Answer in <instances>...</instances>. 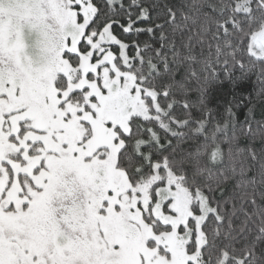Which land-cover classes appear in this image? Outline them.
Listing matches in <instances>:
<instances>
[{"label":"snow or ice","instance_id":"1","mask_svg":"<svg viewBox=\"0 0 264 264\" xmlns=\"http://www.w3.org/2000/svg\"><path fill=\"white\" fill-rule=\"evenodd\" d=\"M251 75L264 0H0V264H264Z\"/></svg>","mask_w":264,"mask_h":264},{"label":"trees","instance_id":"2","mask_svg":"<svg viewBox=\"0 0 264 264\" xmlns=\"http://www.w3.org/2000/svg\"><path fill=\"white\" fill-rule=\"evenodd\" d=\"M237 75H239V73H237ZM256 79L257 78L255 75H251L250 78L244 82L242 88L237 90L238 93L240 92L243 93L244 105L238 108L234 107L233 111L236 113L237 118L240 120H243L244 114H246L247 111L246 106L249 104V97H251L252 102L256 105L254 109V115L256 119H260L261 113L264 112V104H262V102L256 97V92L259 89V85L256 83ZM231 95L232 93L229 92V98H231ZM220 99H221L220 97H218L215 93H213L212 96L210 97L208 107L213 109V114L215 116V119L222 122L224 119L227 118V113L225 111L226 104L222 102H218L220 101ZM236 102L239 103V99ZM244 143H245V139L242 137L241 147L244 146Z\"/></svg>","mask_w":264,"mask_h":264}]
</instances>
